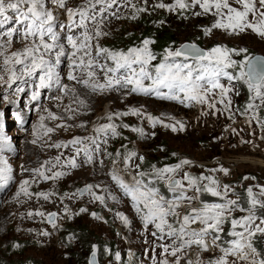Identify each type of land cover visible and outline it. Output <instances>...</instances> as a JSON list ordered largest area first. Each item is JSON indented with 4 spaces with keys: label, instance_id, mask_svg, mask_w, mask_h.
Wrapping results in <instances>:
<instances>
[{
    "label": "rangeland",
    "instance_id": "obj_1",
    "mask_svg": "<svg viewBox=\"0 0 264 264\" xmlns=\"http://www.w3.org/2000/svg\"><path fill=\"white\" fill-rule=\"evenodd\" d=\"M174 2L175 0H131L128 3V0H117L103 13L98 11L100 6L97 5L96 21L87 22L88 30L94 37L91 41L93 55L97 44L112 51H127L129 48L139 47L146 39L144 33L153 24L172 33L173 39L168 50H176L182 43L189 42L197 43L205 50L216 45L229 49H246V52L239 53L243 57L242 61L245 56L251 55V50L264 54V37L251 29L238 35H229L225 31L214 29L210 35L205 36L204 29L210 27L217 17L212 16L209 25L210 14H193L201 11L199 6L176 11H169L167 7H156L159 3L169 5ZM229 2L233 3V0ZM84 3L85 0H67V7L77 8ZM233 6L239 7L235 4ZM50 7L58 16L57 25L68 23L63 9L56 10L51 5ZM141 8L146 11H136ZM249 19L252 20L251 14ZM15 27L18 25L9 21L0 27V33ZM97 28L105 35L95 37ZM81 31L83 30L77 28L75 34L79 35ZM61 36L63 38L64 33ZM135 37L137 39L134 40ZM7 40V36L0 37V43ZM26 44H30V41L14 35L11 44L0 49L3 51V55H0V69L3 67L4 56L22 51ZM67 51L71 52L72 49L68 47ZM232 59L237 61L233 55ZM62 60L57 71L60 73L61 82L67 84L70 90L65 93L56 86L40 89L37 100H32L31 95L37 90L34 81L38 83L39 73L36 77L24 76L9 87L6 83L8 74L0 70V75L4 77L0 81V137L4 138V142L0 143V158L7 161V167L11 168V179L0 187V264H88L90 252H97L93 236L114 244V252L104 251L101 264H121L123 253L126 259L124 264H160L166 254L161 255L162 248L159 245L171 244V240L167 237L164 240L154 237L152 232L156 229L152 224L145 229L142 219L109 178V173L113 170L122 174L120 170L124 165L123 156L120 154L117 157L116 153H120L125 145H129L137 155L147 156L161 154L160 149L165 144L172 152L171 157L178 154L191 162L199 163L177 172V179H182L186 172L212 177L219 182L221 188L224 185L230 187L227 198L237 200L241 208L243 205L239 203V198L247 197V188L251 187L254 193H258L260 187H264V143L259 138L262 133L257 126L247 124L236 108L245 98L244 89H249L247 77L231 82L222 78L221 83L230 87L231 91L224 103L218 102V95L209 97L210 102H215V108H210L208 104L195 103L185 106L179 101L160 99L154 94H128L126 89L91 92L67 79L69 61ZM15 67L19 69L21 66ZM76 74L80 75L79 72ZM99 75L103 81L102 74ZM239 75L240 73L236 77ZM17 88H23L24 91L17 92ZM80 100L84 101L83 105ZM228 100L231 104L225 110ZM130 109H139L141 115H113L112 120H108L110 114L129 112ZM49 113L58 119H50ZM42 116L44 128L40 127ZM149 116L158 118L163 123L153 126ZM248 118L251 121V115ZM109 123L118 125L121 129V147L118 145L120 141L117 135L99 134L97 142L100 150L92 153L93 162H86L87 157L83 151L77 156V148L85 145L90 150L95 148L85 138L97 137L94 129ZM165 125H174L176 130L173 131L172 127ZM46 128H53L55 131L45 135ZM132 129H142L143 134ZM76 137L82 139V144H68ZM34 140L35 143L32 142ZM105 140L107 143H104ZM55 144L62 146L53 147ZM129 152L131 151L124 153ZM58 156L59 163L56 162ZM73 157L78 167L73 168L67 164ZM114 160L118 161L115 165ZM47 161L51 163L46 164ZM129 163L133 172L138 170L135 168V165H139L135 157ZM37 169L49 177L56 172H63L65 175L46 180L39 175ZM221 169L227 170V174ZM122 176L125 179L123 174ZM25 180L28 181L25 187L30 195L20 191ZM88 185L92 186L91 192L86 191L83 197H79L78 190ZM238 191L243 195H239ZM38 193H45L48 198L45 199L37 195ZM95 196H101L103 200H97ZM80 201L84 202L85 208L98 206L99 211L85 209L82 212L81 209L84 208L81 207L73 210L76 205H80ZM193 206L200 205L194 202ZM50 212L56 213L54 224L47 221V214ZM246 214L237 209L231 215L239 218ZM121 216L126 218L127 223ZM170 219L171 217L169 221ZM55 224L58 225L54 229V238H51V229ZM64 224L85 226L89 233L81 236L80 240L71 242L72 248L69 249L59 237L58 229ZM257 235L263 239L264 244V234ZM117 253L120 254L119 260L116 259ZM221 255L220 249L216 247L201 252L193 246L183 255L181 264H187L188 259L197 258L207 264L209 260ZM166 258L169 261L176 259L172 256ZM228 259L230 262L235 260L234 257ZM236 264L248 262L236 261Z\"/></svg>",
    "mask_w": 264,
    "mask_h": 264
},
{
    "label": "snow or ice",
    "instance_id": "obj_2",
    "mask_svg": "<svg viewBox=\"0 0 264 264\" xmlns=\"http://www.w3.org/2000/svg\"><path fill=\"white\" fill-rule=\"evenodd\" d=\"M117 0H85V3L77 8L67 7V0H0V27L9 21H13L18 27L11 28L7 32L0 33V37L7 36L8 40L0 43V49H5L10 45L12 37L18 35L22 40L30 41L22 51L11 53L10 56H4L2 71L8 74V86L11 87L17 80L23 79L24 76L36 77L38 83H35L37 90L32 92L31 99L37 100L40 96V89L52 88L56 86L58 90L67 93L69 86L61 82L60 73L57 71L62 64L63 59L69 61L67 79L75 81L82 87L91 92H105L110 90L126 89L128 94H154L160 99L175 100L189 106L191 103L208 104L210 108H215V102H210L209 97L218 95L219 103H224L231 91L230 87L221 83L222 78L229 82L234 79H243L247 77L246 83L250 91L254 92L253 99H259L264 104V59L245 56L243 61L232 59V53L239 55L240 52H246V49H229L223 45H216L211 49H201L195 45L185 44L176 50H165V54L160 63L153 65L152 61L156 59L151 52L149 45L154 43L150 39H144L139 47L129 48L127 51H112L95 46L93 55V45L91 41L93 35L88 30V21H96L97 5L100 6L98 11L105 12L115 4ZM147 2V0H145ZM131 3V0H128ZM233 4L239 7L233 6ZM56 10L63 9L67 16L68 23L57 25L58 16L54 13ZM259 5V7H257ZM199 6L201 11L194 12V15L212 14L217 17L214 23L204 29V35L208 36L213 29H220L229 35H238L251 29L254 33L264 37V0H175L173 4L165 5L159 3L158 8L167 7L169 11L188 10ZM135 7V6H133ZM146 11V9H136ZM11 13V15H9ZM254 18L249 19V15ZM77 17L79 18L77 20ZM135 18V17H133ZM82 29L79 35L75 34V29ZM59 29V30H57ZM61 33H64L62 38ZM105 35L97 28L95 37ZM72 49L71 52L67 48ZM3 55V51H0ZM184 57V60L177 62L176 58ZM101 59L103 62H101ZM191 60V63L187 62ZM21 66L17 69L15 66ZM240 68L239 77L233 76L228 69L234 67ZM18 72L20 74H18ZM79 72L80 75L76 73ZM103 76V81L100 75ZM4 77L0 75V81ZM148 81L149 83H145ZM27 83V81H25ZM166 90V91H165ZM17 92L24 91L23 88H17ZM74 91V90H72ZM81 105L83 100L79 101ZM231 101L225 107L227 110ZM255 107L250 103L248 108ZM141 115L139 109H130L129 112L110 114L108 120H112L113 115ZM50 119H58L54 114L49 113ZM153 122L163 123L158 118L148 117ZM44 117H41V128L45 125L42 123ZM176 130L174 125H165ZM64 127V125H57ZM128 127V125H124ZM183 128V125H180ZM143 134L142 129H132ZM53 128H46L45 135L54 132ZM94 131L97 137H88L95 148L89 149L87 145L83 148L76 149V155L79 156L83 151L87 157L86 162H93V152H99L100 145L97 142L99 134L108 136L118 135L116 125L109 123L100 125ZM4 138L0 137V143ZM35 143L36 141H32ZM104 143H107L105 140ZM68 144L80 145L82 139L76 137L69 141ZM61 147V144L52 145ZM67 147V144L63 145ZM109 155H111L109 153ZM117 157L120 153H116ZM137 157V153L129 152L124 156V170L130 174V180L126 181L121 173L115 170L109 175L123 193L131 198L135 211L141 215L144 227L147 229L149 224L154 225L156 231L152 232L154 237L164 240L166 237L171 240V244H161V255H165L160 264H181L183 255L196 246L201 252L209 251L210 248H219L222 255L209 260L207 264H236V261H246L248 264H264V259L257 260L256 248L253 246V239L257 234H264V215H257L258 209H264V187H260L258 193H254L251 187L246 189L248 197V207L241 208L237 200L228 199V193L231 191L228 185L221 186L219 182L212 177L199 176L193 177L185 173L182 179L176 178V173L184 164L190 163L187 160L181 161L175 166H166L156 169L153 166L151 173L143 171L133 172L129 161ZM138 159L142 162L143 157ZM56 162H60V157H56ZM118 161L114 160L115 165ZM51 163L50 161L45 162ZM102 164L103 161H100ZM67 164L75 168L79 165L75 157L70 158ZM0 187H3L11 179V168L7 167V161L0 158ZM54 166V165H53ZM138 169L139 165H135ZM44 179H56L65 173L56 172L49 177L36 170ZM227 174V170L221 169ZM146 176H151L147 182ZM248 179V177H244ZM207 180L208 183H203ZM157 183H163L170 197L161 193L156 186ZM28 181L25 180L20 191L25 195H30L25 187ZM92 186H86L91 192ZM192 193L191 195L189 193ZM208 194L212 197L220 198L223 202H206L201 200V196ZM45 199L48 195L38 193ZM95 195V194H93ZM97 200H103L101 196H95ZM194 202L199 203V207L193 206ZM184 209L183 212L180 210ZM246 212L239 218H233L232 213L236 210ZM85 211V209H81ZM43 215V213H37ZM54 216L55 214H50ZM95 215V214H93ZM174 218L175 227L169 221ZM127 223L125 217H120ZM259 221V223H257ZM228 222L231 230L228 235L233 239L227 241L228 247H221L217 242L221 240V233L224 231L223 225ZM193 225H198L193 227ZM240 229V230H237ZM157 233L160 235L157 236ZM178 253L180 255H178ZM94 255V254H93ZM172 256L176 259L169 261L166 257ZM229 257L235 260L229 261ZM116 259H120V254H116ZM94 264V262H93ZM187 264H205L203 260L188 259Z\"/></svg>",
    "mask_w": 264,
    "mask_h": 264
},
{
    "label": "trees",
    "instance_id": "obj_3",
    "mask_svg": "<svg viewBox=\"0 0 264 264\" xmlns=\"http://www.w3.org/2000/svg\"><path fill=\"white\" fill-rule=\"evenodd\" d=\"M209 25H211V18L213 15H209ZM252 19H254L252 17ZM202 20V18L200 19ZM215 21V20H213ZM214 30V29H213ZM145 36L144 38L150 39L154 41V43L149 45V48L152 53L155 54L156 59L152 61V64H158L162 61L163 56L165 54V50L169 48V45L172 43L173 35L172 33L166 29L159 27L156 24H153L151 28H148L147 32L144 33ZM143 38V37H142ZM141 38V39H142ZM137 39L136 37L134 40ZM121 50V49H118ZM251 55L256 53L254 51H250ZM234 57L237 58V61L240 62L242 61V56L239 54L237 55L236 53H232ZM178 62H181L184 60V57H178L176 58ZM187 62L191 63V60L189 59ZM228 71L233 75L237 76L240 73V68L234 67L231 69H228ZM248 87V85H247ZM245 92V98L243 101L239 102L236 105L237 111L239 113V116L247 123L253 126H257L260 132L262 133L260 140L264 143V104L260 103L259 99H253L254 94L252 91L249 89H244ZM252 103L255 105L253 108H248V105ZM251 115V121L249 120L248 116ZM123 142L125 140L123 139ZM122 145V140L120 142L119 147ZM123 150V151H122ZM120 151L121 154H123L126 151H132L129 145H125L124 148ZM161 154L159 155H137L136 160L139 164V168L137 171H143L145 173H151L153 170V166L156 169L164 168L167 165L173 163L175 161V157H171V150L166 148V145L163 144V146L160 149ZM142 156L144 159L141 162L138 157ZM187 173V172H186ZM189 175L193 177H199L197 174L193 173H188ZM109 178L112 182V184L118 189V191L128 200V203L130 206L134 209L133 203L131 201V198L126 196L123 191L117 186V184L111 179V176L109 175ZM151 179V176H146L145 180L146 182ZM156 186L160 189L161 193L164 194L165 196L170 197L171 194L167 191V188L163 185V183H157ZM191 195V192L189 193ZM239 195H243L241 191H238ZM201 200H204L206 202L212 203H222L223 201L220 198L217 197H212L208 194H204L201 196ZM239 203H242L243 207L242 208H247L248 207V197H242L239 198ZM135 211V209H134ZM136 212V211H135ZM136 214L141 218V215L136 212ZM257 215H264V209H258L257 210ZM170 222L174 224L175 227H178V224H175V221L173 218L170 219ZM224 231L220 234L221 235V240L218 241L221 245V247H228L229 245L226 243L227 241L233 239V237L228 235V232L231 230V225L230 223L226 222L223 225ZM61 230V231H60ZM59 231V237L62 240V243L65 244V246L69 249L72 248V243L73 241H78L80 240L81 236H84L85 234H88L89 232L87 231L85 226H72L68 224L61 225V227L58 229ZM94 237V243L96 244L97 248V255L99 261L104 258V251H107L108 253L114 252V244L111 242H107L103 239H101L98 236H93ZM253 246L256 248L257 253H259L258 256H256L257 260L264 259V244H263V239L259 236L256 235L252 241ZM122 263L124 264L126 262V259L124 257V253L121 256Z\"/></svg>",
    "mask_w": 264,
    "mask_h": 264
},
{
    "label": "water",
    "instance_id": "obj_4",
    "mask_svg": "<svg viewBox=\"0 0 264 264\" xmlns=\"http://www.w3.org/2000/svg\"><path fill=\"white\" fill-rule=\"evenodd\" d=\"M185 44H191V45H195V46H197V47H199V48H201V49H204L203 47H201L199 44H197V43H195V44H192V43H189V42H184V43H182L177 49H179V48H181V46L182 45H185ZM249 57H254V58H260V59H264V54H261V53H254V54H252V55H250ZM175 165H177V163L176 162H173V163H171V164H169V165H167V166H175ZM82 189H86V186H84V187H81L79 190H78V195H79V197H83V195L86 193V191L87 190H85V191H83V192H81L80 190H82ZM55 214L54 216H51L50 214ZM47 221H48V223L49 224H54L55 222H56V213L55 212H50V213H48L47 214ZM94 254V255H93ZM93 262H94V264H101V262L99 261V259H98V255H97V252H90V254H89V259H88V264H93ZM186 262H187V260H186Z\"/></svg>",
    "mask_w": 264,
    "mask_h": 264
},
{
    "label": "built area",
    "instance_id": "obj_5",
    "mask_svg": "<svg viewBox=\"0 0 264 264\" xmlns=\"http://www.w3.org/2000/svg\"><path fill=\"white\" fill-rule=\"evenodd\" d=\"M116 128H117V131L120 133V134H122V131H121V129L119 128V126L118 125H116ZM124 148V146L122 147V149ZM123 151V150H122ZM121 151V152H122ZM121 154V153H120ZM125 155H127V154H125V153H123L122 154V156H123V158H124V156ZM183 160H187V161H189L188 160V158H186V157H184V156H179L178 154H175V162L177 163V164H180L181 163V161H183ZM123 162H124V159H123ZM190 163H188V164H184V165H182V167L178 170V172L180 171V170H185V169H187V168H190V167H192V166H194V165H196V164H199V163H197V162H191V161H189ZM129 163V162H128ZM129 165H130V163H129ZM123 167H124V165H122ZM131 166V165H130ZM177 174V173H176ZM175 174V175H176ZM77 207H81V208H84V209H86V210H90V211H92V212H94V211H99V207L98 206H93L92 208H85V204H84V202L83 201H80V205H76L74 208H73V210H75ZM184 211V209H182V211L181 212H183ZM100 214V213H99ZM103 217V216H102ZM104 218V217H103ZM56 225H58V224H55V225H53V227H52V229H51V238H54V229H55V227H56Z\"/></svg>",
    "mask_w": 264,
    "mask_h": 264
},
{
    "label": "bare ground",
    "instance_id": "obj_6",
    "mask_svg": "<svg viewBox=\"0 0 264 264\" xmlns=\"http://www.w3.org/2000/svg\"><path fill=\"white\" fill-rule=\"evenodd\" d=\"M117 131V130H116ZM117 133H118V135H117V137H118V141H120L121 142V134L117 131ZM118 145H120V143L118 142ZM120 172H122V174L125 176V179L127 180V181H129L130 180V174H129V172L128 171H125L124 170V167L122 166L121 167V170H120ZM59 232V231H58Z\"/></svg>",
    "mask_w": 264,
    "mask_h": 264
}]
</instances>
